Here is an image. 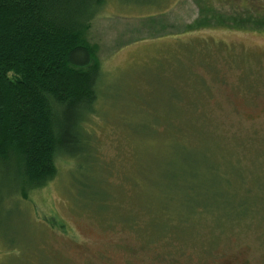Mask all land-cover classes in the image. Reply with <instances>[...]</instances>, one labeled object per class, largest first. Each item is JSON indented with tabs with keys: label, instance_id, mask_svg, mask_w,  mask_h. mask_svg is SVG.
<instances>
[{
	"label": "rangeland",
	"instance_id": "obj_1",
	"mask_svg": "<svg viewBox=\"0 0 264 264\" xmlns=\"http://www.w3.org/2000/svg\"><path fill=\"white\" fill-rule=\"evenodd\" d=\"M85 37L98 145L28 201L0 172V264H264V0H106Z\"/></svg>",
	"mask_w": 264,
	"mask_h": 264
},
{
	"label": "trees",
	"instance_id": "obj_2",
	"mask_svg": "<svg viewBox=\"0 0 264 264\" xmlns=\"http://www.w3.org/2000/svg\"><path fill=\"white\" fill-rule=\"evenodd\" d=\"M105 3L0 0V172L15 176L10 199L28 201L61 176L60 160L71 167L98 145L90 122L102 67L85 33Z\"/></svg>",
	"mask_w": 264,
	"mask_h": 264
}]
</instances>
